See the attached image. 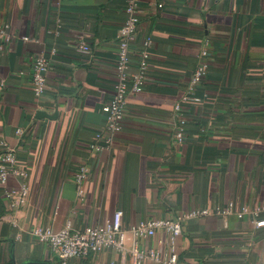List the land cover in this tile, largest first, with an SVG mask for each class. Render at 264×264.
I'll use <instances>...</instances> for the list:
<instances>
[{
    "label": "crops",
    "instance_id": "obj_1",
    "mask_svg": "<svg viewBox=\"0 0 264 264\" xmlns=\"http://www.w3.org/2000/svg\"><path fill=\"white\" fill-rule=\"evenodd\" d=\"M137 51L152 38L147 80L129 97L123 131L110 150L98 139L113 95L118 37L127 0H0V143L17 152L26 176L7 189L30 188L12 209L0 188V264H60L33 231L106 224L123 212V253L107 250L69 264H134L131 249H175L181 264H264V0H141ZM162 5V8L159 6ZM28 38V41H24ZM84 42L90 54L78 51ZM207 45L209 69L193 99L182 101L185 140L174 139L175 106L187 92ZM48 60L46 90L32 87L34 59ZM18 130L23 133L18 134ZM89 170L79 196L76 173ZM212 214L182 233L137 240L131 226ZM143 264H154L146 260Z\"/></svg>",
    "mask_w": 264,
    "mask_h": 264
},
{
    "label": "built area",
    "instance_id": "obj_2",
    "mask_svg": "<svg viewBox=\"0 0 264 264\" xmlns=\"http://www.w3.org/2000/svg\"><path fill=\"white\" fill-rule=\"evenodd\" d=\"M140 1L127 0L126 20L120 29L118 37V60L115 65V83L113 86V95L107 102L102 111L106 115V128L104 132L98 135V139L103 143L102 148L110 150L113 146L115 137L123 131V123L126 116V108L128 99L131 95L143 90L147 80L148 63L151 57V48L153 45L152 38L145 39L139 50L137 51L138 67L134 73L130 72L134 55L132 44L140 29ZM162 8V5L159 6ZM10 27L5 25L0 27V36L5 43L10 42L12 34ZM28 41V38H24ZM4 48V44H0V50ZM78 51L83 54H90L91 47L80 42ZM209 52L207 45L200 49L199 63L191 75L187 92L183 96L181 102L175 106V124L174 139L178 144H182L185 140V124L186 120L182 114V101L193 99L195 92L201 85L203 79L207 76L209 65L207 58ZM48 60L42 56H37L33 63V80L32 87L37 95H42L47 86ZM19 135L23 132L17 131ZM89 170L81 168L76 173V182L79 186V196L83 197V189L81 185L88 179ZM26 176V172L18 167L17 152L5 142L0 143V188L3 189L6 200L12 209H18L24 206L30 196V188L21 186L18 189H7L8 181L11 177ZM264 211V207L261 209ZM260 211L251 212L249 208L244 207L239 212L234 211L233 204L225 210L217 209L211 212L208 209H196L186 215L172 219H149L141 221L130 227L129 232L137 240H143L156 236L159 232H165L169 235L171 242H174L182 233V224L190 219H198L210 216L212 214L222 215L225 217L236 216L242 219L247 215L258 216ZM257 227H264V220L256 222ZM41 242L47 244L55 253L60 264H69L72 260H81L89 257L91 254L97 255L107 250H113L117 253H123L126 248L127 231L123 228V212L118 210L113 215V220L85 229H74L71 225H67L59 232H54L48 228L37 227L33 231ZM134 264H143L146 260L152 261L154 264H181L175 249L171 247L167 256L154 249H131Z\"/></svg>",
    "mask_w": 264,
    "mask_h": 264
},
{
    "label": "water",
    "instance_id": "obj_3",
    "mask_svg": "<svg viewBox=\"0 0 264 264\" xmlns=\"http://www.w3.org/2000/svg\"><path fill=\"white\" fill-rule=\"evenodd\" d=\"M26 264H50V263H46V262H30V263H26Z\"/></svg>",
    "mask_w": 264,
    "mask_h": 264
}]
</instances>
